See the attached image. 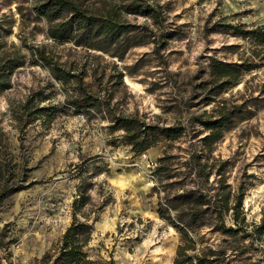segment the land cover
I'll list each match as a JSON object with an SVG mask.
<instances>
[{"label": "rangeland", "instance_id": "1", "mask_svg": "<svg viewBox=\"0 0 264 264\" xmlns=\"http://www.w3.org/2000/svg\"><path fill=\"white\" fill-rule=\"evenodd\" d=\"M90 1L97 8L110 4ZM142 1L161 5V25L126 15L136 26V43H144L120 59L52 40L47 20L35 14L36 0H0V17L10 29L4 40L8 49L19 48L23 62L12 74V88L0 93V264H52L76 218L93 227L83 248L91 259L173 264L180 237L159 210L177 191L202 186L198 173L210 176L207 186L214 188V173L222 171L233 192L242 193L248 219L261 220L264 45L249 31L264 26V0ZM168 32L173 37L163 38ZM36 46H46L72 72L88 73L86 82L96 69L110 109L171 127L172 136L137 155L123 130L111 131L108 117L66 103L70 86L32 63ZM213 61L239 65L240 83L219 92ZM223 102L236 114L209 149L199 119L213 117ZM39 107L46 110L35 118Z\"/></svg>", "mask_w": 264, "mask_h": 264}, {"label": "trees", "instance_id": "2", "mask_svg": "<svg viewBox=\"0 0 264 264\" xmlns=\"http://www.w3.org/2000/svg\"><path fill=\"white\" fill-rule=\"evenodd\" d=\"M36 1L35 14L47 20V35L52 40L72 42L120 59L132 47L144 43H136L139 36L134 35L136 26L126 19V15L148 16L157 25H161L158 10L161 5L158 3L109 0L108 6L97 8L90 0ZM2 19L0 17V93L12 88V74L23 63L19 48L16 45L12 50L7 47L4 37L10 33V29H5ZM249 34L264 45V26L249 31ZM172 37V33L163 34V38ZM30 55L32 63L48 67L56 80L70 86L66 88L67 104L77 111L94 110L108 117L111 131L123 130V139L137 155L147 152L162 136H172L171 127L148 124L138 114L126 115L110 109V99L104 96L100 78L96 77V69L93 71L94 79L86 82L85 78L90 76L88 73H74L64 67V64L52 58L46 46L32 48ZM238 66L225 61L211 63L210 73L218 80L216 88L219 92L240 83L235 73ZM118 78L123 82V72L118 74ZM212 101L215 100L211 99L209 103ZM45 110L39 107L35 111L38 113L35 118H39ZM214 113L209 119H199L208 130L202 140L209 149L222 140L236 114L229 111L225 102L217 105ZM15 116L20 121L23 118L19 110L15 111ZM29 123L31 121H26V124ZM214 175L218 186L209 188L207 183L210 176L202 177L198 173L203 178L204 188L201 185L197 188H183L176 192L173 200L166 199L167 208L162 205L160 207V216L169 221L180 237L173 264H264V214L259 221L249 220L242 204V193L233 192L222 171L217 170ZM166 212H172V218ZM92 231V225L74 219L61 238L52 264H112V261L101 263L91 259L83 250ZM82 234H86L85 238L80 239Z\"/></svg>", "mask_w": 264, "mask_h": 264}, {"label": "bare ground", "instance_id": "3", "mask_svg": "<svg viewBox=\"0 0 264 264\" xmlns=\"http://www.w3.org/2000/svg\"><path fill=\"white\" fill-rule=\"evenodd\" d=\"M128 83V82H127Z\"/></svg>", "mask_w": 264, "mask_h": 264}]
</instances>
